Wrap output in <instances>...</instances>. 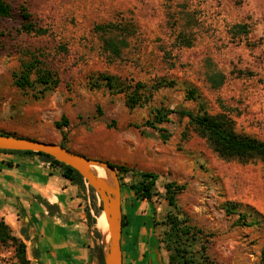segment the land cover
Listing matches in <instances>:
<instances>
[{
	"label": "rangeland",
	"instance_id": "1",
	"mask_svg": "<svg viewBox=\"0 0 264 264\" xmlns=\"http://www.w3.org/2000/svg\"><path fill=\"white\" fill-rule=\"evenodd\" d=\"M7 1L14 13L0 20V132L59 144L67 132L66 144L75 152L159 173L161 192L167 181L186 183L178 204L204 231L215 263L264 264V226L242 227L236 222L238 214L228 215L223 207L225 201H235L264 214V161L221 158L189 119L177 114L161 125L166 132L132 125L143 124L157 107L197 112L203 103L210 113L231 116L238 132L264 140V0ZM21 6L38 27L47 29L46 34L22 30ZM109 23L116 26L97 28ZM236 24H244L246 32ZM180 32L193 38L192 46L179 45ZM108 39L121 43L119 56L105 49ZM29 52L42 55L40 59L60 77L58 87L42 98L35 97V88L14 83V72L31 59ZM97 73L149 84L166 76L177 85L159 89L151 101L131 109L124 93L90 88L89 77ZM215 73L225 77L219 87L209 79ZM187 86L197 89L196 100L187 99ZM62 115L70 123L58 128L55 122ZM124 181L127 205L133 199L141 202L130 187L135 178L128 174ZM84 193L96 216L99 198L93 199L88 190ZM145 209L159 223L170 206L155 197L154 208L147 202ZM163 229L154 224L150 231L159 240L156 258L170 264L169 252L160 243ZM140 239L126 249L123 264H153L151 246L147 242L139 249ZM0 264H20L12 241L0 243Z\"/></svg>",
	"mask_w": 264,
	"mask_h": 264
},
{
	"label": "trees",
	"instance_id": "2",
	"mask_svg": "<svg viewBox=\"0 0 264 264\" xmlns=\"http://www.w3.org/2000/svg\"><path fill=\"white\" fill-rule=\"evenodd\" d=\"M13 13L12 5L7 0H0V20L13 17ZM20 16L22 18L21 24L23 31L38 35L47 33V29L38 27L34 23L33 15L26 7L21 6ZM113 26L116 25L109 23L108 25H99L97 28L106 30L108 27ZM235 28H238L241 32H246L244 24H236ZM177 42L179 45L190 47L193 45V38L184 32H180L177 36ZM105 49L113 55L119 56L122 51V45L115 39H108L105 42ZM29 54L31 55V59L23 62L21 69L14 72V83L22 89L27 87L35 88V97L42 98L48 92L54 91L58 87L60 77L45 61L40 59L42 55L39 56L33 52H29ZM224 78L222 73H215L209 77L213 87H219L223 83ZM88 84L92 89L107 88L112 94L124 93L128 106L133 109L151 101L154 93L159 89L175 87L177 80L162 76L149 84L142 81H134V79H123L115 74L97 73L90 75ZM186 97L187 99L196 100L199 97L197 89L187 86ZM98 112H101L100 109H98ZM172 114H177L180 118L187 117L189 119V125L193 130L205 138L221 158L242 162L260 158L264 161V140L247 133L238 132L235 127V121L231 116L226 112L210 113L203 103L200 104L197 112L188 108L157 107L151 112V115L143 124L133 123L132 125L137 128H141L142 126L143 128L166 132L161 125L170 122ZM69 123L70 120L66 115H62L61 119L55 122L58 128L68 126ZM140 131L143 135L146 132L145 129H141ZM0 134L10 133L0 132ZM62 137L63 140L60 144L71 150L66 144L67 132H63ZM166 140H168L167 134L163 137V141L166 142ZM0 152L24 155L37 154L51 161L54 165H58L66 178L74 184H77L81 190L90 191L93 199L96 200L97 198L94 189L86 183L78 170L49 154L31 150L7 149H0ZM110 163L118 173L122 187V195L123 186L126 185L124 180L128 174H131L135 178V181L130 184V187L135 191L139 199L146 200L154 208V198L162 197L170 206V211L159 223L155 221L152 215L146 217L145 226L148 234H150L147 242L152 250L156 251L159 240L153 235L150 229L152 230L154 224H161L164 229L160 243L164 244L166 250L169 252L170 264H216L208 254V244L204 241L206 239L208 242V239L204 237V231L197 225L191 223V219L182 212L178 204V195L186 190V183H178L175 180L167 181L164 184V192H161L157 189V182L160 178L159 173L151 170H141L127 163ZM223 207L228 215L238 214L236 222L242 227L264 226V214L250 204L228 200L223 203ZM94 210L96 216L101 215V210L97 205H95ZM87 214L89 225L93 228L96 238L92 252L98 258L99 264H103V234L96 227V216L92 215L88 209ZM122 225L123 227L128 225L126 214H123ZM9 241H12L16 245V253L20 264H31V260L27 255L26 243L14 235L11 226L3 217H0V243H7Z\"/></svg>",
	"mask_w": 264,
	"mask_h": 264
},
{
	"label": "crops",
	"instance_id": "3",
	"mask_svg": "<svg viewBox=\"0 0 264 264\" xmlns=\"http://www.w3.org/2000/svg\"><path fill=\"white\" fill-rule=\"evenodd\" d=\"M82 194L51 161L37 154L0 152V217L26 243L31 264H99L92 252L96 238L87 214L92 207ZM126 202L123 194L122 209L128 219L121 238L123 254L138 237V248L145 249L148 234L147 201L133 199L131 206Z\"/></svg>",
	"mask_w": 264,
	"mask_h": 264
},
{
	"label": "water",
	"instance_id": "4",
	"mask_svg": "<svg viewBox=\"0 0 264 264\" xmlns=\"http://www.w3.org/2000/svg\"><path fill=\"white\" fill-rule=\"evenodd\" d=\"M0 149L44 152L64 162L82 175L100 200L99 209L105 215L108 234L103 231V264H123L122 187L116 169L110 162L86 157L63 145L28 136L0 134ZM102 167L108 177L100 176L95 167Z\"/></svg>",
	"mask_w": 264,
	"mask_h": 264
},
{
	"label": "bare ground",
	"instance_id": "5",
	"mask_svg": "<svg viewBox=\"0 0 264 264\" xmlns=\"http://www.w3.org/2000/svg\"><path fill=\"white\" fill-rule=\"evenodd\" d=\"M96 172L103 177H108L106 171L100 167V166H96L95 167ZM98 227L100 228L101 231H103L105 234H108V230H107V223H106V218L104 214H101L98 217V223H97Z\"/></svg>",
	"mask_w": 264,
	"mask_h": 264
},
{
	"label": "flooded vegetation",
	"instance_id": "6",
	"mask_svg": "<svg viewBox=\"0 0 264 264\" xmlns=\"http://www.w3.org/2000/svg\"><path fill=\"white\" fill-rule=\"evenodd\" d=\"M152 254L154 255V257L156 258V254H155V251L154 250H151ZM153 264H163L162 262L158 261V259L156 258L154 261H153Z\"/></svg>",
	"mask_w": 264,
	"mask_h": 264
}]
</instances>
